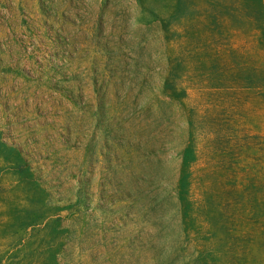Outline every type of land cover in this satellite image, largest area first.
Segmentation results:
<instances>
[{"label":"rangeland","instance_id":"1","mask_svg":"<svg viewBox=\"0 0 264 264\" xmlns=\"http://www.w3.org/2000/svg\"><path fill=\"white\" fill-rule=\"evenodd\" d=\"M0 264H264V0H0Z\"/></svg>","mask_w":264,"mask_h":264}]
</instances>
